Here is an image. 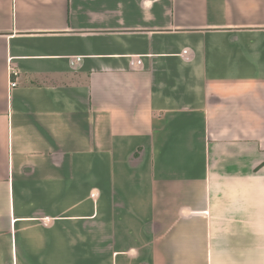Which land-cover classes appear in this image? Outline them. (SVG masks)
<instances>
[{
	"label": "crops",
	"instance_id": "crops-1",
	"mask_svg": "<svg viewBox=\"0 0 264 264\" xmlns=\"http://www.w3.org/2000/svg\"><path fill=\"white\" fill-rule=\"evenodd\" d=\"M0 264H264V0H0Z\"/></svg>",
	"mask_w": 264,
	"mask_h": 264
},
{
	"label": "built area",
	"instance_id": "built-area-1",
	"mask_svg": "<svg viewBox=\"0 0 264 264\" xmlns=\"http://www.w3.org/2000/svg\"><path fill=\"white\" fill-rule=\"evenodd\" d=\"M13 75H16V73L12 72V76H13ZM10 85H11V88H14V87H16V83H14V82H11V84H10Z\"/></svg>",
	"mask_w": 264,
	"mask_h": 264
}]
</instances>
